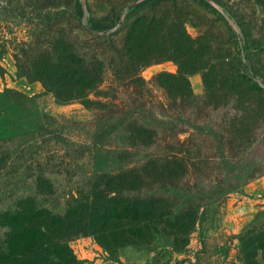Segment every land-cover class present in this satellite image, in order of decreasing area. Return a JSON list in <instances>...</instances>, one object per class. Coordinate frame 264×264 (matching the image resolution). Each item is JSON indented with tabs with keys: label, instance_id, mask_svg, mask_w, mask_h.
<instances>
[{
	"label": "rangeland",
	"instance_id": "obj_1",
	"mask_svg": "<svg viewBox=\"0 0 264 264\" xmlns=\"http://www.w3.org/2000/svg\"><path fill=\"white\" fill-rule=\"evenodd\" d=\"M22 209H76L51 264H264V0H0L2 249Z\"/></svg>",
	"mask_w": 264,
	"mask_h": 264
},
{
	"label": "trees",
	"instance_id": "obj_2",
	"mask_svg": "<svg viewBox=\"0 0 264 264\" xmlns=\"http://www.w3.org/2000/svg\"><path fill=\"white\" fill-rule=\"evenodd\" d=\"M93 27L99 28L96 25ZM77 79L82 82L89 78L78 77ZM126 203L125 206L121 207L119 200L113 199L110 206L106 210L103 209L100 215L107 218L111 216L119 218L120 212L124 210L131 219L136 220V217H132L133 212L136 211L135 201ZM23 211L24 209L17 210L5 217V221L11 226V230L3 240V244L6 243L3 245V249L0 244V264H48L47 262L51 264L60 262L61 259L65 260L67 257L62 250L63 244L50 241L48 237L49 227L47 228L45 224L49 223L51 227L61 223L63 225L64 220L72 215L70 213H75L76 209H69L68 213L62 216L56 213L49 216H38L33 212L32 214ZM98 215L99 213H95V217Z\"/></svg>",
	"mask_w": 264,
	"mask_h": 264
}]
</instances>
